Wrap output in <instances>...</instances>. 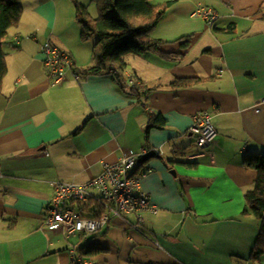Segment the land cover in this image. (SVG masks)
Returning a JSON list of instances; mask_svg holds the SVG:
<instances>
[{
  "label": "crops",
  "instance_id": "0c3cea01",
  "mask_svg": "<svg viewBox=\"0 0 264 264\" xmlns=\"http://www.w3.org/2000/svg\"><path fill=\"white\" fill-rule=\"evenodd\" d=\"M166 2L173 3L153 37L184 58L126 57L123 81L141 87L139 98L121 90L113 72H81L93 66L96 42L80 40L71 0H24L4 42L0 264H73L74 253L95 264H264V255L251 259L260 222L244 213L258 178L244 158L264 153V0L154 4ZM202 8L218 14L212 25L194 16ZM183 37L190 38L177 41ZM46 40L71 55L78 78L68 72L52 82ZM179 78L200 82L171 87ZM205 112L218 138L199 151L191 129ZM157 117L165 125L148 130ZM126 155L137 174L147 173L142 188L157 214L138 222L125 213L94 235L66 237L44 225L54 184H87Z\"/></svg>",
  "mask_w": 264,
  "mask_h": 264
},
{
  "label": "trees",
  "instance_id": "16d2710c",
  "mask_svg": "<svg viewBox=\"0 0 264 264\" xmlns=\"http://www.w3.org/2000/svg\"><path fill=\"white\" fill-rule=\"evenodd\" d=\"M71 1L76 12V22L80 28V40L86 43L94 36L98 37L93 48V66L81 71L84 75L113 72V79L121 90L140 98L141 87L132 81L135 86L128 89L123 81V72L127 66L126 57L159 54L161 58L169 61H180L184 58L183 53L165 52L163 47L167 42L153 37V33L173 2L154 4V0H92L99 11L98 17L93 18L88 6L76 0ZM23 2L24 0H0V91L8 72L4 42L9 30L17 27L22 20ZM187 38L190 37H183L177 41ZM189 43L187 42L184 46L187 48ZM199 82L197 78H179L171 83V87L188 88ZM164 125L165 121L157 117L150 121L148 130ZM244 165L258 173L254 189L246 195L244 213L251 214L260 222L258 241L251 258L259 261L264 255V153L245 156ZM72 207L83 217L93 219L100 217L104 212L99 201L91 198L87 202H79Z\"/></svg>",
  "mask_w": 264,
  "mask_h": 264
},
{
  "label": "built area",
  "instance_id": "2783aa9c",
  "mask_svg": "<svg viewBox=\"0 0 264 264\" xmlns=\"http://www.w3.org/2000/svg\"><path fill=\"white\" fill-rule=\"evenodd\" d=\"M194 16L203 17L210 25L218 18V14L209 8L198 10ZM41 52L44 56L45 69L54 84L65 82L68 72H73L75 77L78 75L74 72L71 55L50 40H46L41 45ZM191 131L196 136V146L199 151L213 147L218 138L211 116L206 112L196 115ZM136 167L137 160L133 156L126 155L118 163L107 165L101 175L87 184H54L53 209L44 217V225L61 228L66 237L94 235L114 217L122 214H134L138 222H142V215L145 212L157 214V208L151 204L142 188L147 173L137 174ZM91 190L98 192V196L93 199L99 201L104 209L101 216L96 219L83 217L72 207L93 196ZM73 264H95V262L79 253H74Z\"/></svg>",
  "mask_w": 264,
  "mask_h": 264
},
{
  "label": "rangeland",
  "instance_id": "374dc122",
  "mask_svg": "<svg viewBox=\"0 0 264 264\" xmlns=\"http://www.w3.org/2000/svg\"><path fill=\"white\" fill-rule=\"evenodd\" d=\"M76 1H78L79 3H82V4L86 5V6H88L89 11H90V14H91V16L93 18H97L98 17L99 11L97 9L96 4L93 3L92 0H81L82 2L79 1V0H76ZM154 1H156V2H159L160 1L161 2V0H154ZM156 2H154V3H156ZM70 9H71V12L69 11L70 16H74L75 17V13L76 12L74 10L75 9L74 6H72ZM97 40H98V37L97 36H94V38L91 39V42H96ZM91 192L92 193H97V195H98V192H96V191L91 190Z\"/></svg>",
  "mask_w": 264,
  "mask_h": 264
},
{
  "label": "water",
  "instance_id": "95a60500",
  "mask_svg": "<svg viewBox=\"0 0 264 264\" xmlns=\"http://www.w3.org/2000/svg\"><path fill=\"white\" fill-rule=\"evenodd\" d=\"M152 154H155V152H151V153H149L148 155H145L142 159H141V161H144V160H146L149 156H151Z\"/></svg>",
  "mask_w": 264,
  "mask_h": 264
}]
</instances>
